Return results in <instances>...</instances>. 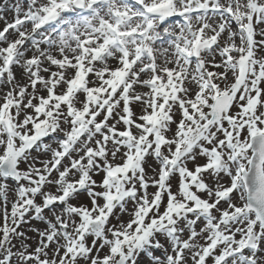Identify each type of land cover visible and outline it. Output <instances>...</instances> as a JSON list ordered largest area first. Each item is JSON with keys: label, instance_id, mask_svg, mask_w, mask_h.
I'll return each mask as SVG.
<instances>
[{"label": "snow or ice", "instance_id": "snow-or-ice-1", "mask_svg": "<svg viewBox=\"0 0 264 264\" xmlns=\"http://www.w3.org/2000/svg\"><path fill=\"white\" fill-rule=\"evenodd\" d=\"M0 21V264H264V0Z\"/></svg>", "mask_w": 264, "mask_h": 264}, {"label": "rangeland", "instance_id": "rangeland-1", "mask_svg": "<svg viewBox=\"0 0 264 264\" xmlns=\"http://www.w3.org/2000/svg\"><path fill=\"white\" fill-rule=\"evenodd\" d=\"M0 3H3V0H0ZM24 4H25V6L27 5V0H24ZM6 14H7V13H6ZM2 26H3V21H0V27H2ZM16 71H17V73L19 74L20 70L17 69ZM27 227H28L27 225L24 226L25 229H26ZM28 235H30V236H34V233L29 232Z\"/></svg>", "mask_w": 264, "mask_h": 264}, {"label": "bare ground", "instance_id": "bare-ground-1", "mask_svg": "<svg viewBox=\"0 0 264 264\" xmlns=\"http://www.w3.org/2000/svg\"><path fill=\"white\" fill-rule=\"evenodd\" d=\"M8 17H9V19L11 18V16H12V12L11 11H9L7 14H6Z\"/></svg>", "mask_w": 264, "mask_h": 264}]
</instances>
